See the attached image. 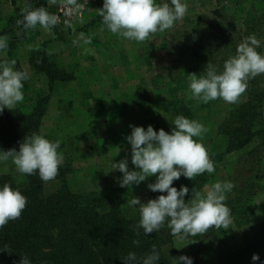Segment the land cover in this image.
<instances>
[{
    "label": "clouds",
    "instance_id": "9594fccd",
    "mask_svg": "<svg viewBox=\"0 0 264 264\" xmlns=\"http://www.w3.org/2000/svg\"><path fill=\"white\" fill-rule=\"evenodd\" d=\"M48 5L63 10L65 19L63 24L76 29L73 20L88 9V0H47ZM102 18L101 31L105 29L129 41L146 42L156 33H164L182 21L188 11V4L184 0H170L157 3V0H103V7L96 9ZM21 19L16 21L15 35L19 37L23 32L34 30L39 26L45 32H51L61 23L57 14L51 13L44 6L33 7L25 3L21 9ZM9 34L0 35V113L4 109L12 111L18 103L24 100V83L30 79L26 70L16 69V60H9ZM91 37L80 32L73 40V44L80 46L91 43ZM195 39V37H194ZM261 41L255 34L246 37L241 42L235 55L229 57L220 71L209 62L199 75L190 73L189 99L198 103H208L222 99L229 104H235L246 92L249 81L264 74V55L257 51ZM91 49L84 48L87 54ZM171 132L164 129L154 130L149 125L145 130L142 126L129 125L130 135L125 137L131 146V163L134 170L128 167V159H121L113 163V170L122 173L118 184L122 188H133L150 177H155L154 183L147 185L152 192L161 194L155 199L141 202L139 197L132 196L129 206L137 207L140 219L135 226L137 236L159 232L167 226L170 234L180 240L203 236L211 229H229L232 224L231 209L227 206V193L231 192L234 184L231 181H218L206 186L203 191L195 187L191 189V198L185 196L189 188L181 186L178 190L173 182L181 176L189 180L215 171V165L203 144V136L208 129L196 120L177 115L172 123ZM197 138V139H194ZM61 141H50L41 134L32 132L27 134L19 143V150L12 148L0 150V162L9 160L22 175H34L47 183L59 174V168L64 162V155L58 151ZM28 200L19 189H13L5 183L0 188V229L9 221L21 218ZM134 245L139 246L140 240L134 239ZM0 251H13L5 244ZM252 261L260 259L253 254ZM124 264H157L160 255L156 245L151 251L138 256L129 252L123 259ZM174 264H192V258L182 255L173 259ZM19 264H31L29 258L21 256Z\"/></svg>",
    "mask_w": 264,
    "mask_h": 264
},
{
    "label": "crops",
    "instance_id": "0c3cea01",
    "mask_svg": "<svg viewBox=\"0 0 264 264\" xmlns=\"http://www.w3.org/2000/svg\"><path fill=\"white\" fill-rule=\"evenodd\" d=\"M233 1L238 3L241 0ZM251 1L258 9H264V0ZM157 3H161V0H157ZM87 6L100 9L103 0H88ZM98 17L99 14H89L87 9L83 11L73 22L75 34L62 24L50 33L37 26L20 45V52L12 55V58L7 53V58L16 60V68L20 61L22 69L30 76L23 88L24 100L13 110L30 114L39 99L49 98L40 134L50 141H61L58 151L63 153L64 161L69 160L72 164V176L81 173L84 182L96 176L98 188L113 191L122 188L118 184L122 173L113 170V163L127 158L129 169L134 170L131 146L125 139L132 130L129 125L142 126L145 130L151 125L156 131L172 128L175 117L180 115V104L174 106L170 91L177 89L180 96L181 91L186 95L190 92V80L185 84L157 87L152 72L155 58L150 46L154 43L164 44L168 38L165 37L163 41L151 36L143 43L129 41L106 29L101 31L102 25L93 23ZM242 24L245 28L244 19ZM56 30L60 31L61 38ZM80 32L90 37L96 34L97 41L91 39L88 45L82 42L80 46L74 45L73 40ZM84 48L91 51L86 54ZM41 51L54 56L56 63L74 79L51 83L46 75L38 73L31 66L30 59L33 52ZM188 62L189 68L185 65L181 68L179 65L173 66L178 82L186 75L187 69L193 71V59ZM170 75L168 72L162 77L167 79ZM34 76H39L41 82L32 83ZM227 104L222 100L206 104L191 100L194 116L189 119L200 122L208 129L202 142L215 165L214 173L206 172L209 182L205 187L220 181L226 172L222 163L214 160L215 156L231 155L227 153V137L221 133L229 111L220 114V107ZM155 179L150 177L138 186L127 188L129 201L132 196L139 197L141 202L157 198V192L147 187ZM124 213L133 219L140 217L138 208L134 206L125 208Z\"/></svg>",
    "mask_w": 264,
    "mask_h": 264
},
{
    "label": "trees",
    "instance_id": "16d2710c",
    "mask_svg": "<svg viewBox=\"0 0 264 264\" xmlns=\"http://www.w3.org/2000/svg\"><path fill=\"white\" fill-rule=\"evenodd\" d=\"M39 6H44L49 11L47 0H35L33 7ZM1 13L0 4V22ZM15 16L17 20L21 19V11L17 10ZM93 23L102 25V18L98 17L93 20ZM244 26L248 34H257L264 30V10L246 13ZM219 27L223 28V26ZM31 31L22 33V41L28 38ZM56 32L61 38L60 31L56 30ZM225 42L224 51L220 45L210 46L211 55L204 60L206 64L211 62L220 71L223 70L220 68L223 67L224 62L235 55L237 49L235 46L237 41L228 39ZM216 50L220 53L217 54ZM258 52L264 55V49ZM7 53H13L10 45ZM195 59L197 61L196 57ZM30 64L38 73L46 75L51 83L74 79L56 63L54 56L46 51L32 54ZM205 67L200 71L203 72ZM16 69L23 70L19 67ZM196 69H199L197 65L195 72ZM27 82L28 80L23 82L24 85ZM250 83L249 81L247 88L249 89L248 102L233 111L221 127V133L227 137L228 154L242 153L255 142L256 138L264 137V130L254 131L252 128L257 120L264 116V92L258 91L257 88L251 90ZM255 86L257 87L256 84ZM48 102L49 98L39 99L30 114H25L21 110L4 109L0 113V150L7 151L12 148L19 150V143L27 134L32 132L40 134ZM189 112L190 115H188ZM179 114L186 118L194 116L192 109L185 107L184 104H181ZM171 130L172 128H169L165 131L170 133ZM263 148L264 143L262 146L258 144L255 150L245 155L253 158L259 149ZM223 158L224 155H218L214 160L222 163ZM240 160H242L241 157L236 163L239 164ZM68 165L71 164L68 162ZM71 171V167L60 166L57 177L47 183L39 178L38 172L30 176L25 175L23 179H17L9 174L0 175V188L8 183L13 189H19L28 200L21 218L9 221L4 228L0 229V250L7 244L13 251L11 254L0 251V264H19L21 256L24 255L29 258L31 264H124L122 259L129 252L142 256L151 251L152 245H156L160 255L157 264H174L173 259L165 251V247L173 243L175 238L170 234L167 226L147 236L141 229V234L136 235L134 229L139 219H128L124 213V207L130 197L129 191L126 196L127 188H118L104 195L97 192L74 193L69 186L65 185ZM227 177H222L220 181L233 183L234 177L232 175ZM58 180L64 183L62 189L47 194L46 186ZM254 180L256 181L253 189L262 192L264 186L261 183H264V175H257ZM208 182L205 172L193 180L181 176L179 180L173 182L172 186L178 190L182 185L188 187L189 193L185 196L187 201L191 198L193 187L202 191ZM230 193L227 195H231ZM161 194L166 195V193L157 192V196ZM226 204L231 209L232 218L237 225H246L247 230L243 233V245L235 252L223 257L220 264H264V218L257 220L258 216H249L246 207L241 205L237 208L236 203L229 198ZM238 212H243L245 216H235ZM215 230L213 228L209 232L215 233ZM134 239L140 240L139 246L132 243ZM254 253L260 257L255 262L251 259ZM191 258L192 264H198L199 252L193 254Z\"/></svg>",
    "mask_w": 264,
    "mask_h": 264
},
{
    "label": "rangeland",
    "instance_id": "374dc122",
    "mask_svg": "<svg viewBox=\"0 0 264 264\" xmlns=\"http://www.w3.org/2000/svg\"><path fill=\"white\" fill-rule=\"evenodd\" d=\"M34 2L35 0H0L2 10L0 35L7 33L11 36L9 40V45L13 51V53L10 54L11 58L12 55L20 52V45L23 43L21 39L22 34L19 37L15 35L17 21L15 16L16 11H21L25 3H31L34 6ZM161 2H163V0H161ZM166 2L170 3V0H166ZM184 2L188 4V11L183 20L176 22L172 29L166 30L164 33L158 32L153 35L163 41L165 37L168 38L165 43L163 42L164 44L154 43L150 46V51L155 58L152 72L155 75L154 82L157 87L185 84L190 80V73L193 72L199 75L202 72L200 70L207 65L204 60L211 55L210 46L217 47L220 45L224 51L225 41L233 39L237 41L235 46L238 47L246 37L253 35L248 34L245 28L242 27L244 19L243 14L249 11L264 10L255 7L251 0H241L238 3L233 0H184ZM48 6L49 12L51 13L57 14L60 10L59 5ZM96 9L99 8L93 6L88 8L87 11L89 14H98ZM219 26H223V28ZM255 36L261 41V46L257 49V51H260V49H264V30L255 34ZM95 37L96 34L91 35L92 40L97 41ZM12 43H14V45H12ZM216 53L218 54L220 51L216 50ZM32 54H34V52ZM189 59H193L194 61L193 71L189 72L188 70L190 69H187L186 75L181 77V82H178L177 71L173 69V66L179 65L181 68L185 65L186 68H189ZM196 65L199 69H196L195 72L194 69ZM17 67L22 68L20 61ZM220 69H223V67ZM168 72L171 74L170 77H167V79L162 77V75L165 76ZM38 79H40L39 76H34L31 81L32 83L37 81L40 83L41 81ZM250 82L251 90L252 88H257L258 91L261 90L264 92V74L258 75L253 80H250ZM170 93L175 107L179 104L180 106L184 104L185 107L191 109V99L188 98L190 92L184 95V92L181 91L180 96V94L177 93V89H171ZM248 100L249 89L246 90L237 103H228L227 106L220 107V114L225 113L226 110L229 111V115L226 119L227 122L230 114L245 105ZM219 101L220 100H218V102ZM188 115H190V112ZM252 128H254V131L264 130V116L257 120L255 126L253 125ZM263 143L264 137H258L255 142L242 153H234L222 159V165L226 171L225 174L223 173V177H229L230 175L234 177V188L230 193L231 195H227V197L231 199L232 202L236 203L237 208L241 205L246 207L249 211V216H258L256 217L257 220L264 218V190L262 192L254 190L253 186L256 181L254 177L257 175H264V148L259 149L256 156L253 158H248L245 154L251 150H255L258 144L262 146ZM240 157L242 160L237 164L236 162L239 161ZM68 162L69 160H65L61 167L72 168V164L68 165ZM4 174H9L17 179H23L25 177V175L16 171L11 160L0 162V175ZM82 180L81 173H74L73 176L69 174L66 178L67 182L65 185L69 186L74 193L79 194L97 192L100 193V195H104L111 193V190H102L98 188L96 176H91L87 182ZM63 185L64 183L61 180L53 181L46 186V193H55L61 190ZM261 185L264 186V183H261ZM128 191L129 190H125L126 196ZM125 208L131 209L132 206H129L127 202L124 209ZM235 216H245V214L243 212H238ZM126 217L131 220L140 219V217L134 219L131 216ZM232 221L230 225L231 228L227 230L223 228L216 229L215 233L211 231L203 236L195 238L190 237L185 240H179L178 242V238H174L173 243L165 247V251L172 259L182 255L191 258L193 254L199 252L198 264H220L223 257L230 255L243 245V233L247 230V226H238L234 218H232Z\"/></svg>",
    "mask_w": 264,
    "mask_h": 264
},
{
    "label": "built area",
    "instance_id": "2783aa9c",
    "mask_svg": "<svg viewBox=\"0 0 264 264\" xmlns=\"http://www.w3.org/2000/svg\"><path fill=\"white\" fill-rule=\"evenodd\" d=\"M57 15L60 17V19H61V23L60 24H62V25H64L63 24V20L65 19V17H64V15H63V10L60 8V10L57 12ZM78 17H76L74 20H73V22L77 19Z\"/></svg>",
    "mask_w": 264,
    "mask_h": 264
}]
</instances>
